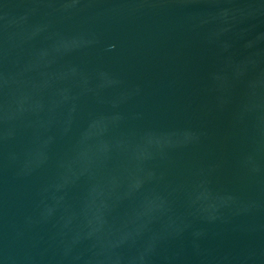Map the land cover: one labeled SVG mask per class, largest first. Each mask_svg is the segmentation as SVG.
Instances as JSON below:
<instances>
[{
    "label": "water",
    "instance_id": "1",
    "mask_svg": "<svg viewBox=\"0 0 264 264\" xmlns=\"http://www.w3.org/2000/svg\"><path fill=\"white\" fill-rule=\"evenodd\" d=\"M0 264H264V0H0Z\"/></svg>",
    "mask_w": 264,
    "mask_h": 264
}]
</instances>
